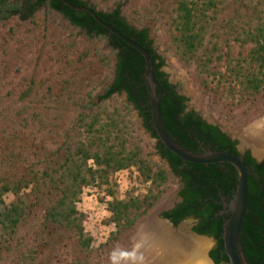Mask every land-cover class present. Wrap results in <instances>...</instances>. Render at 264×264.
Wrapping results in <instances>:
<instances>
[{"label": "rangeland", "instance_id": "obj_1", "mask_svg": "<svg viewBox=\"0 0 264 264\" xmlns=\"http://www.w3.org/2000/svg\"><path fill=\"white\" fill-rule=\"evenodd\" d=\"M88 1L98 11L119 8L131 26L149 30L171 83L188 98V108L198 111L205 120L240 143L264 120V70H259L253 58L257 44L247 42L242 46L237 36L243 29L257 28L264 19V0H226L228 6L208 12L205 48H212L221 36L231 43L236 60L229 66L228 56H224L222 62L210 66L208 74L194 61L185 64L173 44L170 24L176 16V0ZM8 2L20 12L8 19L0 15V188L5 181L26 176L31 168L43 169L45 158L55 160L57 157H50L57 152L64 158L69 146L87 143L89 137L79 122L89 112H101V124L108 123V116L116 113L113 117L118 121V132L128 141L126 149L134 147L139 160L84 188L77 207L85 216V238L92 239L89 250L79 245L76 231L44 228V211L39 209L9 243L3 245L0 240V264H29L32 260L33 264H128L141 227L170 205L180 184L170 174L168 164L157 152V140L144 127L139 110L128 103L126 93L102 99L117 62L108 39L88 36L45 6L32 9L27 0ZM231 20L236 23L234 28L227 26ZM242 59L248 63L238 66L237 60ZM237 67H243L244 74ZM250 72L263 82L258 92L246 89ZM112 144L121 149L119 141ZM143 160L155 172H165L164 194L128 233L116 235L117 227L110 222V204L141 199L154 186L143 176ZM89 166L98 169L94 160ZM15 199L12 191L3 196L7 205Z\"/></svg>", "mask_w": 264, "mask_h": 264}, {"label": "trees", "instance_id": "obj_2", "mask_svg": "<svg viewBox=\"0 0 264 264\" xmlns=\"http://www.w3.org/2000/svg\"><path fill=\"white\" fill-rule=\"evenodd\" d=\"M76 6H86L81 0H67ZM225 2V3H224ZM32 9L45 6L49 11L56 10L62 13L72 25L85 30L88 36L106 37L110 46L116 52V71L113 83L107 87L106 94L110 97L126 93L127 101L139 110L143 125L151 136L157 140V152L169 165L170 174L180 176L185 183L181 191L183 201L172 213L165 216L171 218L175 225L194 215L200 219L195 231L203 235H211L219 240L220 251L225 252L223 241V224L226 218H216L217 212L222 209V196L231 201L235 195L238 184V171L228 163H215L201 165L181 160L158 139L151 120V107L147 86L143 79L145 59L117 36L109 33L100 26L87 12L76 11L59 0H27ZM227 5L226 0H176L170 24L175 44L180 59L187 65L194 61L199 64L204 74L211 73L213 63L222 62L228 56V65L234 59L233 47L226 39L216 40L213 47L205 48V40L209 27V14L220 6ZM20 8L8 0L0 1L1 18L8 19L19 14ZM163 13V11H162ZM102 20L111 24L127 37L146 47L152 54L155 74L160 83L163 97L161 110L165 126L170 136L184 149L193 153H203L207 149L227 151L241 156L237 150V142L233 141L222 129L215 124L208 123L203 116H198L191 111L184 114L187 109V98L177 91V87L169 82L167 74L160 69L165 60L154 49V40L151 39L149 30H137L121 18V10L116 8L112 12L99 11ZM234 21L227 22V26L234 28ZM258 27L237 33L242 46L247 42L256 43L253 58L259 65V70H264V19H260ZM238 25V23H237ZM233 35V34H232ZM246 37V39H245ZM222 39V40H220ZM229 49L228 53H224ZM202 48V50H200ZM248 63L245 59L237 60V65ZM239 73L244 74L243 67ZM240 77V76H239ZM242 77V76H241ZM246 89L258 92L262 87V80L248 74ZM160 92V91H159ZM116 113L108 116V123H102L101 112L83 115L79 127L87 133L89 139L75 146H69L67 153L61 157L57 152L55 160L45 158L42 162L43 169H33L20 179L5 181L0 188V231L3 245L17 235L20 226L27 221L32 212L44 211V228L51 230L76 231L79 235V245L89 250L92 239L85 238L82 226L84 214L79 212L77 203L80 201L83 190L98 181H103L105 176L112 171L119 170L130 164L137 163L139 157L136 149H126L127 140L121 138L118 132ZM86 117V118H85ZM113 117V119H112ZM119 141L121 149L114 147L113 142ZM248 167L249 204L248 212L242 228V245L244 253L250 264H264V162L257 163L248 151L241 156ZM94 160L97 170L89 166V161ZM142 162V161H141ZM138 164V163H137ZM143 176L147 181H152L154 186L148 195L143 198L115 201L110 204V222L117 227L116 235L128 233L150 210H152L164 194L163 185L167 182L164 171L155 172L148 161L143 160ZM166 173H168L166 171ZM16 196L11 205H7L3 196L8 192ZM25 191H28L26 193ZM50 226V227H47ZM55 228V229H53ZM218 252L212 256L216 263L230 264L229 258L218 257ZM33 264V260L29 262Z\"/></svg>", "mask_w": 264, "mask_h": 264}, {"label": "water", "instance_id": "obj_3", "mask_svg": "<svg viewBox=\"0 0 264 264\" xmlns=\"http://www.w3.org/2000/svg\"><path fill=\"white\" fill-rule=\"evenodd\" d=\"M59 1L63 2L65 5L69 6L73 10L84 11L89 13L100 26L104 27L112 35L117 36L120 40H122L130 47L134 48L144 57L145 71L143 73V79L147 86L148 95H149V101L151 107V120L153 123V127L157 133L158 139L166 147V149L171 151L173 154H175L177 157H179L181 160L185 162L201 164V165L228 163L233 165L237 169L238 184L235 195L233 196L231 201H228L225 197H222V200H224L225 213L227 214V218L223 224V241H224L225 252L229 258L230 264H250L244 253L243 245H242V228L248 212V204H249V184H248L249 170L243 158L239 155L221 150L207 149L203 153H193L191 151L184 149L176 140H174L170 136L165 126L162 110H161V100L163 97V91L160 83L157 81L156 78L151 52L143 45L127 37L125 34H123L121 31L116 29L111 24L102 20L101 17L98 15L99 11L96 8H91L87 6H76L67 0H59ZM54 12L58 13L63 18V20H67V18L64 15L60 14L58 11L54 10ZM69 23L72 25L71 21H69ZM114 70L116 71V65L114 66ZM114 79H115V72L112 75L111 83H109L110 85L113 83ZM222 131L225 132L224 130ZM225 133L228 136H230L232 139H234L232 135L228 134L227 132ZM245 148L250 149L252 151V155L258 161L264 160V154H257L254 148L250 144H245V142L242 140V143H240V150H244ZM162 210L164 209L162 208L158 210L159 211L158 213L161 214ZM162 220L166 221L174 229H179L180 227L185 225L192 236L199 239L207 240V237L201 236L198 233L192 231L191 220H185L178 226H175L168 219L162 218ZM208 250L209 248L204 253L207 259H209ZM166 264H177V263L167 262Z\"/></svg>", "mask_w": 264, "mask_h": 264}, {"label": "bare ground", "instance_id": "obj_4", "mask_svg": "<svg viewBox=\"0 0 264 264\" xmlns=\"http://www.w3.org/2000/svg\"><path fill=\"white\" fill-rule=\"evenodd\" d=\"M249 137L244 138L257 154H264V120L259 122ZM159 211H157L158 213ZM207 240L195 239L183 225L175 230L157 215L143 225L135 238V253L128 264H210L203 256Z\"/></svg>", "mask_w": 264, "mask_h": 264}, {"label": "flooded vegetation", "instance_id": "obj_5", "mask_svg": "<svg viewBox=\"0 0 264 264\" xmlns=\"http://www.w3.org/2000/svg\"><path fill=\"white\" fill-rule=\"evenodd\" d=\"M81 1H83L85 4H86V6L87 7H91V8H96L95 7V5L91 2V1H88V0H81ZM60 13V12H59ZM60 14H62V13H60ZM63 15V14H62ZM121 18H124L123 17V15L121 14V16H120ZM68 20V19H67ZM69 21V20H68ZM126 23L128 24V25H130L129 24V22L126 20ZM131 26V25H130ZM132 28H135V27H133V26H131ZM135 29H137V28H135ZM137 30H140V29H137ZM150 34V33H149ZM161 56V55H160ZM164 67V66H163ZM163 67L160 69L161 71H163L164 73H165V71L163 70ZM166 74V73H165ZM169 79V78H168ZM169 82H170V79H169ZM171 83V82H170ZM178 91V90H177ZM179 92V91H178ZM180 94V93H179ZM182 95V94H181ZM184 96V95H183ZM186 97V96H185ZM187 98V97H186ZM186 104H187V109H186V111H185V113L184 114H188V113H190L191 111H194V110H191V109H189L188 108V98H187V101H186ZM194 112H196V114L198 115V116H202L198 111H194ZM207 121V120H206ZM208 123H210L209 121H207ZM210 124H212V123H210ZM230 137V136H229ZM231 138V137H230ZM232 139V138H231ZM233 141H236L238 144H237V150H238V152L241 154V156H243L246 152H250L251 153V155H252V151L250 150V149H244V150H240V140H238V139H232ZM252 157L257 161V163H262V162H264V160L263 161H258L253 155H252ZM165 162L169 165V163L165 160ZM177 180H178V182H179V184H180V186L178 187V189H177V191L175 192V194H174V199H173V201L172 202H170V205H168V207L166 206L165 208H164V210H162V212H161V214L160 213H156L155 215H157L158 216V218L160 219V220H162V218H165V219H168V220H170L171 221V223H173V221H172V219L171 218H168V217H166L165 216V214L166 213H172L176 208H177V206L179 205V204H181L182 203V201H183V198H182V196H181V191L184 189V187H185V183L183 182V180H182V178L180 177V176H174ZM223 197V196H222ZM221 205H222V209L219 211V212H217V214H216V218H219V217H221V218H226V216H227V214L225 213V207H224V200H222V202H221ZM155 215H152L148 220H147V223L152 219V218H154L155 217ZM185 220H191V224H192V231H194V232H196L195 231V228L199 225V223H200V219H198L197 217H195L194 215H191V216H189L187 219H185ZM185 220H183V221H181L179 224H181L182 222H184ZM146 223V224H147ZM174 224V223H173ZM179 224H177V225H175V226H178ZM145 225V224H144ZM142 228V227H141ZM174 229V228H173ZM141 230V229H140ZM175 230H177V229H175ZM187 230H188V228H187ZM140 232V231H139ZM189 232V231H188ZM190 233V232H189ZM197 233V232H196ZM139 234V233H138ZM199 234V233H198ZM199 235H201V236H205V237H207V242H208V247H206V249H205V251L209 248V250H208V257H209V259H207L206 258V256H205V254L203 255L205 258H206V260H208V262L210 263V264H217L216 263V261H215V259L213 258V256H212V253L213 252H218L217 254H218V257L219 258H224L225 257V255H227L226 254V252H223V251H220V247H219V240L217 239V238H215L214 236H211V235H203V234H199ZM194 237V236H193ZM195 239H197V240H199V238H196V237H194ZM202 240H205L206 241V239H202ZM205 251H204V253H205ZM130 259V258H129ZM129 261V260H128ZM213 263H212V262ZM171 262V261H170ZM175 263H177L176 261H174ZM230 262V261H229ZM177 264H179V263H177ZM219 264H227V263H224V262H221V263H219Z\"/></svg>", "mask_w": 264, "mask_h": 264}]
</instances>
